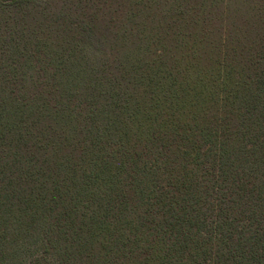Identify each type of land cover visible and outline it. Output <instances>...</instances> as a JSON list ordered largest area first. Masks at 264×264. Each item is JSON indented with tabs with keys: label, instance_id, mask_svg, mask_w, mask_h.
Returning a JSON list of instances; mask_svg holds the SVG:
<instances>
[{
	"label": "trees",
	"instance_id": "1",
	"mask_svg": "<svg viewBox=\"0 0 264 264\" xmlns=\"http://www.w3.org/2000/svg\"><path fill=\"white\" fill-rule=\"evenodd\" d=\"M0 0V264H264V0Z\"/></svg>",
	"mask_w": 264,
	"mask_h": 264
},
{
	"label": "rangeland",
	"instance_id": "2",
	"mask_svg": "<svg viewBox=\"0 0 264 264\" xmlns=\"http://www.w3.org/2000/svg\"><path fill=\"white\" fill-rule=\"evenodd\" d=\"M39 1H41V2H45V1H48V0H39ZM53 1H56V2H58V3H53L52 5H55V6H57V7H60V6H62V4H63V2L62 1H59V0H53ZM63 1H65V0H63Z\"/></svg>",
	"mask_w": 264,
	"mask_h": 264
}]
</instances>
